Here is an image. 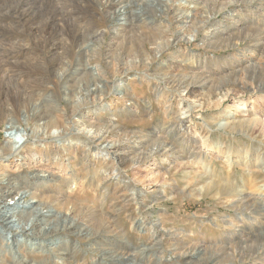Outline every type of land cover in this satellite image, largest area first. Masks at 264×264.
Here are the masks:
<instances>
[{
	"label": "rangeland",
	"instance_id": "obj_1",
	"mask_svg": "<svg viewBox=\"0 0 264 264\" xmlns=\"http://www.w3.org/2000/svg\"><path fill=\"white\" fill-rule=\"evenodd\" d=\"M168 1L125 0L117 24L96 0H0V140L10 120L29 138L0 149V178L48 204L0 196V264H264V0ZM214 2L230 5L197 33ZM52 44L72 50L50 56ZM87 60L108 89L77 112L65 94ZM90 129L103 141L77 139ZM68 208L73 234L57 233Z\"/></svg>",
	"mask_w": 264,
	"mask_h": 264
},
{
	"label": "bare ground",
	"instance_id": "obj_2",
	"mask_svg": "<svg viewBox=\"0 0 264 264\" xmlns=\"http://www.w3.org/2000/svg\"><path fill=\"white\" fill-rule=\"evenodd\" d=\"M132 1V0H131ZM262 1V0H261ZM73 2V1H72ZM78 2V1H77ZM96 2H98V4H100V6L102 5V6H104V8L105 9H107L106 10V13L107 14H109V15H111L110 16V18L111 19H113V20H115L116 22H117V24L118 23H123V21H126V22H128L127 21V18H130V16H131V13H128L129 12V10L127 11V8H126V6H125V0H96ZM134 2H135V0H134ZM169 1L167 0V2H164L165 3V10H166V12H169V11H171L172 12V9H173V4H171V2L170 3H168ZM238 2H240V0H236V3H238ZM260 4V3H259ZM72 5V4H71ZM213 6H212V8H210L211 10H214V11H216L215 13H214V16H211L210 14V16L208 15L207 17H206V21L200 26V28H197V27H195L196 25H197V19H189L190 21H189V24H191L190 26H189V28H191L192 26L193 27H195V28H197V33H199V32H201V31H205V29L206 30H209V28L213 25V20H214V17H215V15L216 14H221V13H223V12H225L226 10H228V8H229V5H230V3H228V4H226V5H224L223 3H217V2H214L213 4H212ZM253 5V4H252ZM133 6V5H132ZM59 7V6H58ZM235 7V6H234ZM60 8V7H59ZM81 8V7H80ZM56 9H57V7H56ZM131 9V8H130ZM36 11V10H35ZM64 11V10H63ZM71 11H72V9H71ZM132 11V10H131ZM138 11V10H137ZM234 11V10H233ZM176 12V11H175ZM60 14H61V12H60ZM7 15V14H6ZM75 16V15H74ZM144 16V15H143ZM169 16V15H168ZM133 17V16H132ZM131 17V18H132ZM4 18V17H3ZM12 18V17H11ZM133 18H135V17H133ZM132 18V19H133ZM72 19V18H71ZM73 20V19H72ZM130 20V19H129ZM135 20H138L137 18L135 19ZM55 21V20H54ZM92 21V20H91ZM114 21V22H115ZM144 21V20H143ZM84 22V21H83ZM115 22V23H116ZM130 22V21H129ZM75 23H77V22H75ZM74 23V24H75ZM113 23V22H112ZM78 24V23H77ZM86 24V23H85ZM124 24V23H123ZM63 25V24H62ZM88 25V24H87ZM51 26V25H50ZM84 26H86V25H84ZM90 26V25H89ZM132 26V25H131ZM91 27V26H90ZM117 27H120V26H117ZM134 27V26H133ZM55 28V27H54ZM83 29V28H82ZM89 29V28H88ZM91 29V28H90ZM78 30V29H77ZM86 30V29H85ZM119 30V29H118ZM121 30V29H120ZM4 31V30H3ZM3 31H1V32H3ZM89 32H90V30H89ZM24 33V32H23ZM165 33V32H164ZM185 33V32H184ZM166 34V33H165ZM80 35V34H79ZM89 35V34H88ZM119 35V34H118ZM30 36V35H29ZM11 37V36H10ZM239 37V34H237L236 36H235V38H238ZM19 38V37H18ZM76 38L77 37H75V41H76ZM93 38V37H92ZM254 38V37H253ZM253 38H251V39H253ZM91 39V38H90ZM89 39V40H90ZM258 40H260V38H258ZM64 41V40H63ZM175 41V40H174ZM250 41H252V40H250ZM261 41V40H260ZM18 42V41H17ZM21 42V41H20ZM60 42V41H59ZM86 42V41H85ZM134 42H135V40H133V39H131V37H125V36H122V46H121V48H124V49H126L127 47H130L129 48V51H131V49H133V47L135 46V44H134ZM6 43V42H5ZM165 43V42H164ZM172 43L173 42H171V40L169 39L168 41H167V43L165 44V46H163V44H161V47H162V49H163V51H165L166 50V48L167 47H171V45H172ZM259 43V41H256L255 43H254V47L255 48H258L259 47V45H260V43ZM152 45H160V44H158V43H156V41H154V42H152ZM64 46V45H63ZM84 46V45H83ZM86 47V46H85ZM1 48V47H0ZM4 48V47H3ZM77 48V47H76ZM260 48V47H259ZM258 48V49H259ZM262 48V47H261ZM80 49V48H79ZM44 50L46 51L47 50V52H48V54L51 56V53H53V52H56V54L55 55H57V56H62L61 57V59H63V57H64V55H65V53H67V52H69V51H71L72 49H70L69 47L68 48H65V47H59V45L58 44H52L51 46H46L45 48H44ZM88 50H90V49H88ZM87 50V51H88ZM127 50V49H126ZM263 50H264V48H263ZM86 51V50H85ZM128 51V52H129ZM3 52V51H2ZM75 52H76V50H75ZM75 54V53H74ZM87 54V53H86ZM53 55V54H52ZM54 55V56H55ZM72 55V54H71ZM53 56V57H54ZM85 56V55H84ZM4 57V56H3ZM77 57V56H76ZM12 58V57H11ZM52 59V58H51ZM65 59V58H64ZM78 59V58H77ZM3 60V59H2ZM6 60H9V58H6ZM53 61V60H52ZM80 61H81V58H80ZM4 62H5V60H4ZM51 62V61H50ZM56 62V61H55ZM2 63V62H1ZM6 63V62H5ZM10 63V62H9ZM52 63V62H51ZM64 63V62H63ZM62 63V65L61 64H59V65H61L63 68H64V66H66L67 67V70H65V72H67V75H68V73L71 71V69H69L68 70V66H69V64L67 63V64H63ZM84 65L82 64V66L81 65H79L80 67H82V69H78L77 70V72L78 71H81V73L80 72H78L79 74H80V76L82 75V79L81 80H79L80 82H78L75 86L76 87H72V88H70V90L68 91V93H66L65 94V96L66 97H68L70 100H72V109L74 110V111H77V110H80V106L82 105V104H85L86 102H87V100H88V98L90 97V96H95L96 94H98L99 96L100 95H102L103 93H101V90L105 87V89H108V86H106L107 84H104V81L103 80H101L100 79V77H97L96 75H95V72L94 71H98L97 69L95 70V68H93V67H90V63H89V61L87 60V61H84ZM52 66H53V63H52ZM56 66V65H55ZM74 66V65H73ZM70 67V66H69ZM73 68V67H72ZM59 69V68H58ZM57 69V70H58ZM66 69V68H65ZM19 70V69H18ZM28 70V69H27ZM60 70V69H59ZM26 71V70H25ZM14 72V71H13ZM23 72V71H22ZM65 72H62V71H60V73H58L59 75H61V76H64L65 75ZM77 72H75V74H77ZM92 72V74H90ZM27 74V73H26ZM91 77H90V76ZM15 76V75H14ZM34 76V75H33ZM44 77V76H43ZM60 79V78H59ZM171 79V78H170ZM207 79V78H206ZM58 81V80H57ZM170 81V80H169ZM38 82V81H37ZM62 82V81H61ZM200 82V81H199ZM65 83V82H64ZM170 83H172V85L174 86V87H176L177 85L178 86H180L181 88H183V90L185 91V92H191L192 91V89L190 90V88H191V86H195L196 84H199V86H201V87H204L205 88V85L203 86V84H201V83H198V81H196V79L195 78H179V80H173V81H171ZM104 84V85H103ZM37 85V84H36ZM54 85V84H53ZM101 85H103V86H101ZM31 86V85H30ZM206 86H207V83H206ZM196 88V87H195ZM208 88V87H207ZM28 91V90H27ZM62 91V90H61ZM49 92V91H48ZM193 92V91H192ZM191 92V93H192ZM36 93V92H35ZM62 93V92H61ZM129 96V93L127 92L125 95H124V97H128ZM63 98H64V96H63ZM76 99H78V104L76 105ZM67 100V99H66ZM65 100V101H66ZM98 100H101V99H98ZM92 101V100H91ZM67 102H69V101H67ZM71 104V103H70ZM90 104V103H89ZM52 105V104H51ZM96 105V104H95ZM55 106V105H54ZM57 106V105H56ZM70 106V105H69ZM83 106V105H82ZM40 108V107H39ZM37 109V108H36ZM57 111H58V109H57ZM13 112V111H12ZM59 112V111H58ZM78 112V111H77ZM36 113V112H35ZM3 118H6V116L5 115H3V114H0V122L2 121L1 119H3ZM31 120V119H30ZM28 122H29V117H28V120H27ZM19 123V122H18ZM57 124V123H56ZM38 125V124H37ZM83 126H85V124H82ZM6 128H5V132H6V134L8 135H6L7 136V141H6V144H3L2 142H1V140H0V149H1V151H2V153H3V156H5V155H7L9 152H15V154H20V152L19 151H21L20 149L22 148V147H19V148H17L16 149V146H17V144H18V142L16 141V142H14L12 139H11V137H13V135L15 136V135H17V134H21L22 136L21 137H26V140L27 139H29L28 138V135H27V130H26V128H24L23 126H20V125H16L13 121H8L7 122V124H6ZM34 127V126H33ZM32 128V127H31ZM50 129H55V131H53V133L52 134H59V137L60 138H64L65 136H66V134L64 133V131H63V129H62V126H59V125H50ZM87 129H88V127H87ZM33 131V130H32ZM84 131H86V130H84ZM67 133V132H66ZM86 136L85 137H78L77 139H83V140H85V142H87V143H92V141L93 142H96V141H103V139H104V134H103V132H102V130H94L93 131V129H90V130H88V131H86ZM106 134V133H105ZM108 134V133H107ZM33 135V134H32ZM38 136V135H37ZM106 136V135H105ZM69 137V136H68ZM89 137V138H88ZM39 138V137H38ZM59 141V140H58ZM182 141V140H181ZM192 141V140H191ZM107 142V141H106ZM183 142V141H182ZM86 143V144H87ZM104 143V142H103ZM157 144V143H156ZM160 146L161 145H164L163 144V142H161V144L160 143H158ZM166 144V143H165ZM170 144V143H169ZM169 144H167V145H169ZM192 144V143H191ZM90 145V144H89ZM110 145V144H109ZM110 148L111 149H113L114 151H115V153H117V152H119V150H120V148L118 147V145H116V144H114V143H112L111 145H110ZM163 148H165V147H163ZM174 148V147H173ZM176 153V152H175ZM148 158H146L145 160H147ZM188 159V158H187ZM105 165V164H104ZM120 175V174H119ZM44 179V178H43ZM41 181V180H40ZM39 181V182H40ZM19 182L20 181H18V180H14V179H11V177H9L8 176V178L5 180V178H0V193L2 194V195H0V196H2V197H4L5 199H10L11 201H14V202H9L8 203V205H12V204H14L15 203V201H17V200H20L21 198H23V197H25L26 195L27 196H31V201L33 202V201H35L36 203H37V206L36 207H41V206H45V205H48L47 204V202L45 201V200H42V199H40L39 197H34V193H31V194H26V193H23L20 189V185H19ZM41 182H43V183H45V182H47V181H45V180H42ZM37 183L38 182H36L34 185H35V187L36 186H39V185H37ZM42 184V183H41ZM209 184H211V183H209ZM213 187L214 186H208L206 189L207 190H212L213 189ZM225 187V186H224ZM24 188V187H23ZM25 189H26V187H25ZM32 191V190H31ZM228 191V190H227ZM240 192V191H239ZM239 192H237V193H239ZM28 193V192H27ZM231 193V192H230ZM229 193V194H230ZM237 193H236V195H237ZM227 195V194H226ZM239 196H240V194H238ZM26 196V197H27ZM224 196V195H223ZM232 196V195H231ZM234 196V195H233ZM1 197V198H2ZM257 200V199H256ZM21 201V200H20ZM254 201V200H253ZM31 202V203H32ZM255 202V201H254ZM6 205V204H5ZM258 205V204H257ZM260 205V204H259ZM7 206V205H6ZM53 206V205H52ZM247 206V205H246ZM253 206V205H252ZM255 206V205H254ZM47 208V207H46ZM52 208H54V207H52ZM256 209V208H255ZM260 209H261V206H260ZM35 210V209H34ZM33 210V211H34ZM46 211V210H45ZM58 211V210H57ZM66 214H64L65 216L64 217H66L67 218V220L68 219H71V216H72V223H69V224H65V226L63 227V229L61 230V231H55V232H57V233H59V232H65V231H67V233H69V234H73V232H72V230H71V227L73 226V222L76 220V217L78 216V211L76 210V209H66ZM61 212H63L62 210H61ZM259 212V211H258ZM34 213V212H33ZM257 213V212H256ZM38 214H43L42 212L41 213H38ZM61 214V213H60ZM68 214V215H67ZM70 214V215H69ZM260 214V213H259ZM51 215V214H50ZM56 215V214H55ZM82 215H84V214H82ZM14 216V213H11V217H9V218H7V216H6V218H5V220L4 221H7V220H10V219H12V218H14L13 217ZM46 216V215H45ZM85 216V215H84ZM32 217H35V215L33 214V216ZM31 217V218H32ZM81 217V216H80ZM16 218V217H15ZM54 218V217H53ZM59 218V217H58ZM3 219V218H2ZM38 219V218H37ZM44 220V219H43ZM78 220V219H77ZM84 220V219H83ZM87 220V219H86ZM53 222V221H52ZM83 222V221H82ZM89 222V221H88ZM9 223V222H8ZM12 223V222H11ZM45 223L46 224H48V221H45ZM58 223H59V221H58ZM75 223V222H74ZM107 224V223H106ZM31 225V224H30ZM78 225V224H77ZM87 225V224H86ZM5 226V225H4ZM29 226V225H28ZM31 226H33V224L31 225ZM46 227V226H45ZM75 227V226H74ZM32 228H30V230H31ZM35 229V228H34ZM24 232H28V230H26L25 228L24 229H22ZM33 230V229H32ZM47 228H45L43 231H40L39 233H40V235H44V236H46V235H48V234H46L47 233ZM78 230V229H77ZM83 230V229H82ZM82 230H81V232H82ZM103 230V229H102ZM11 231V230H10ZM13 232V231H12ZM11 232V233H12ZM31 232V231H30ZM52 232V231H51ZM104 232V231H103ZM55 234V233H54ZM61 235H63L62 233H61ZM51 236V235H50ZM91 238V237H90ZM6 240H8V239H6ZM2 243V242H1ZM8 243V242H7ZM9 244H10V242H9ZM67 246H68V244H67ZM26 248V247H25ZM155 248V247H154ZM152 249V248H151ZM207 249V248H206ZM52 250H56V248H52ZM153 250H156V249H153ZM152 250H150L149 252H151ZM21 252V251H20ZM148 252V251H147ZM190 252V251H189ZM197 252V251H196ZM57 253V252H56ZM60 253V252H59ZM119 253V252H118ZM126 253V252H125ZM195 253V252H194ZM55 254V253H54ZM113 254V253H112ZM111 254V255H112ZM116 254V253H115ZM123 254V253H122ZM136 254H138V253H136ZM141 254V253H140ZM190 254H192V253H190ZM201 254V253H200ZM155 255V254H154ZM188 256H190V255H188ZM1 257V256H0ZM137 257V256H136ZM140 257V256H139ZM186 257H187V255H186ZM212 257V256H211ZM133 258V257H132ZM185 258V257H184ZM190 258V257H189ZM215 258V257H214ZM217 258H219V257H217ZM111 259V258H110ZM112 259H113V257H112ZM206 259V258H205ZM135 260V259H134ZM180 260V259H179ZM201 260V259H200ZM207 260V259H206ZM139 261H141V260H139ZM211 261H212V259H211ZM139 264V263H138ZM211 264V263H210Z\"/></svg>",
	"mask_w": 264,
	"mask_h": 264
}]
</instances>
